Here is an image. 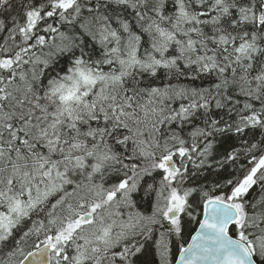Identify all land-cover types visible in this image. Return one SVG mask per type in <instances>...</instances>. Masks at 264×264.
<instances>
[{"label":"snow or ice","instance_id":"snow-or-ice-1","mask_svg":"<svg viewBox=\"0 0 264 264\" xmlns=\"http://www.w3.org/2000/svg\"><path fill=\"white\" fill-rule=\"evenodd\" d=\"M0 264H264V0H0Z\"/></svg>","mask_w":264,"mask_h":264}]
</instances>
